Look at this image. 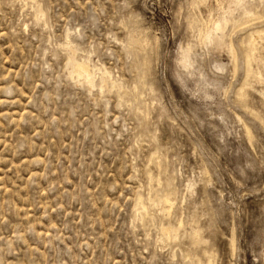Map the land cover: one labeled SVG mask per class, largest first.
Here are the masks:
<instances>
[{
	"label": "rangeland",
	"instance_id": "374dc122",
	"mask_svg": "<svg viewBox=\"0 0 264 264\" xmlns=\"http://www.w3.org/2000/svg\"><path fill=\"white\" fill-rule=\"evenodd\" d=\"M257 13L0 0V264H264V85L229 73Z\"/></svg>",
	"mask_w": 264,
	"mask_h": 264
},
{
	"label": "snow or ice",
	"instance_id": "6c2138e0",
	"mask_svg": "<svg viewBox=\"0 0 264 264\" xmlns=\"http://www.w3.org/2000/svg\"><path fill=\"white\" fill-rule=\"evenodd\" d=\"M236 7L251 8L259 13L260 35L264 36V0H236ZM256 48L255 43L250 41L245 47L232 50V66L229 68V73L235 77L234 69H239L241 79H252L254 83L264 85V60L260 63L256 62ZM261 52L264 53V41H261ZM257 131L264 140V129H257Z\"/></svg>",
	"mask_w": 264,
	"mask_h": 264
},
{
	"label": "bare ground",
	"instance_id": "6f19581e",
	"mask_svg": "<svg viewBox=\"0 0 264 264\" xmlns=\"http://www.w3.org/2000/svg\"><path fill=\"white\" fill-rule=\"evenodd\" d=\"M39 9H40V13H43V12H41V8L39 7ZM39 9H38V11H36V12H39ZM247 13V12H246ZM248 14V13H247ZM246 14V15H247ZM258 14V13H257ZM41 15V14H40ZM256 16V15H255ZM35 17H36V15H35ZM254 17V16H253ZM260 17V16H259ZM36 19H38V18H36ZM226 20V19H225ZM218 23H221V22H218ZM228 23V22H227ZM217 24V23H216ZM224 24V23H223ZM222 24V25H223ZM215 25V24H214ZM220 25V24H219ZM214 26L215 27V29H220V26ZM226 25V24H225ZM224 26V25H223ZM225 27V26H224ZM211 33V32H210ZM213 33V32H212ZM224 33V32H223ZM260 34V33H259ZM213 35V34H212ZM217 35V34H216ZM211 36V35H210ZM213 36H215V35H213ZM253 36V35H252ZM257 36H259V35H257ZM260 36H262V35H260ZM67 37H69V36H67ZM226 37V36H225ZM215 40H217V42H218V44H220V45H222L223 44V42H224V35L221 33V34H219V35H217V36H215ZM67 39V38H66ZM253 39V38H252ZM256 40V39H255ZM211 41H212V39H211ZM253 41V40H252ZM257 41V40H256ZM65 42H67V40L65 41ZM71 40L68 42V44L67 45H69V44H71ZM213 42V41H212ZM256 43V42H255ZM66 45V44H65ZM66 45V46H67ZM72 45V44H71ZM257 45V44H256ZM74 46V45H73ZM63 47H64V45H63ZM71 47V46H70ZM69 47V48H70ZM68 48V47H67ZM72 48V47H71ZM75 49V48H74ZM74 49L72 48V50L74 51ZM232 50H233V48H232ZM77 51H75V53H76ZM232 52V51H231ZM72 54V53H71ZM76 55H77V53H76ZM78 56H79V54H78ZM69 58V57H68ZM70 58H72V56L70 57ZM78 58H79V60L81 59V58H83V57H77V60H78ZM85 58V57H84ZM87 59V58H86ZM71 60V59H70ZM73 60V59H72ZM191 51H190V49L189 48H187V49H184L183 50V52H182V64H183V66H185V67H190L191 66ZM82 61H84V60H82ZM88 61H89V59H88ZM90 62V61H89ZM89 62H87V63H89ZM79 63V62H78ZM75 63V64H77L76 66H75V64H74V66H75V71H76V73H78V75L79 76H81V77H90L91 76V70L85 65V63L83 62V63ZM86 63V64H87ZM71 65V64H70ZM72 66V65H71ZM68 67H70V66H68ZM92 68H94V67H92ZM70 69V68H69ZM71 69H73V68H71ZM102 69V68H101ZM105 69V68H104ZM98 70V69H97ZM73 71V70H72ZM94 71V70H93ZM105 71H106V69H105ZM100 72H102V71H100ZM70 73H72V72H70ZM75 73V72H74ZM98 73V72H97ZM96 73V74H97ZM104 73H106V72H104ZM110 75V74H109ZM71 76H73V75H71ZM72 78V77H71ZM78 79V78H77ZM87 80H89V79H87ZM105 80V79H104ZM80 81V80H79ZM78 81V82H79ZM84 81V80H83ZM82 81V82H83ZM81 83V82H80ZM95 83V82H94ZM121 84V83H120ZM94 85V84H93ZM92 85V86H93ZM89 86H91V85H89ZM113 86H114V84H113ZM114 88V87H113ZM136 91V90H135ZM119 94V93H118ZM134 101V100H133ZM129 104V103H128ZM127 104V105H128ZM140 104V103H139ZM137 105V104H136ZM134 106H135V103H134ZM136 112V111H135ZM157 155V154H156ZM158 164V163H157ZM166 196V195H165ZM150 197V196H149ZM164 197V196H163ZM168 197V196H167ZM150 199V198H149ZM148 199V200H149ZM168 199V198H167ZM167 199H166V201H167ZM139 200H141V198L139 199ZM173 200V199H172ZM171 200V201H172ZM151 201V200H150ZM169 201V200H168ZM141 203V202H140ZM172 204H174V203H172ZM144 206V205H143ZM171 206H173V205H171ZM167 208H169V209H172V207L170 208V207H167ZM169 212V211H168ZM163 226V225H162ZM164 227V226H163ZM167 229V228H166ZM170 229V228H169ZM168 230V229H167ZM166 232V231H165ZM168 233H169V231H168Z\"/></svg>",
	"mask_w": 264,
	"mask_h": 264
}]
</instances>
